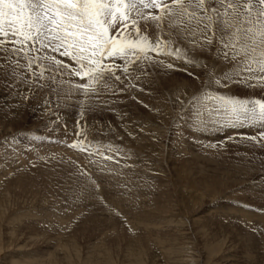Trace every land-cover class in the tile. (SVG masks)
<instances>
[{
  "label": "rangeland",
  "instance_id": "rangeland-1",
  "mask_svg": "<svg viewBox=\"0 0 264 264\" xmlns=\"http://www.w3.org/2000/svg\"><path fill=\"white\" fill-rule=\"evenodd\" d=\"M215 50L200 63L230 68ZM146 71L135 90L112 97L102 89L98 99L57 98L48 89L29 95L25 85L18 92L5 88L0 71V191L7 192L0 235L19 225L16 234L34 248L70 241L77 264L99 245L122 264L134 241L148 264H264V140L247 139L261 129L194 126L188 101L204 89L207 69L185 71L175 61ZM211 89L264 97L259 84ZM82 103L92 105L81 121L95 142L90 150L103 156L66 147L84 138L73 135Z\"/></svg>",
  "mask_w": 264,
  "mask_h": 264
},
{
  "label": "snow or ice",
  "instance_id": "snow-or-ice-1",
  "mask_svg": "<svg viewBox=\"0 0 264 264\" xmlns=\"http://www.w3.org/2000/svg\"><path fill=\"white\" fill-rule=\"evenodd\" d=\"M213 45L214 59L230 68L220 71L206 59L200 63ZM175 61L185 71L207 69L204 89L188 101L194 126L258 127L261 131L247 139L264 140V97L211 89L213 84L225 89L232 84L264 86V0H0L5 88L19 92V85H25L29 95L48 89L57 98L63 93L85 99H98L104 89L117 97L135 90L134 81L142 82L149 67L171 69ZM50 102L46 98L45 107ZM184 103L180 101L181 111H187ZM91 107L81 104L73 133L84 138L65 144L103 156L99 147L90 150L95 142L81 123ZM65 129L67 136V125Z\"/></svg>",
  "mask_w": 264,
  "mask_h": 264
},
{
  "label": "bare ground",
  "instance_id": "bare-ground-1",
  "mask_svg": "<svg viewBox=\"0 0 264 264\" xmlns=\"http://www.w3.org/2000/svg\"><path fill=\"white\" fill-rule=\"evenodd\" d=\"M245 87V86H244ZM147 125V124H146ZM151 126V125H150ZM153 126V125H152ZM145 127V126H144ZM146 128V127H145ZM144 128V129H145ZM151 128V127H149ZM147 128V129H149ZM156 129V128H155ZM142 151V150H141ZM55 154V153H54ZM69 156V155H68ZM65 159V158H64ZM6 188V187H5ZM4 188V189H5ZM5 192V193H4ZM5 194L7 195L6 190L0 191V210H5V205H6V199H5ZM241 215V214H240ZM27 215L23 216L26 217ZM58 216V215H57ZM60 216V215H59ZM29 217V216H28ZM34 217V216H33ZM53 217V216H52ZM127 217V216H126ZM21 218V217H20ZM20 218H15V221L17 224H19V219ZM62 219V217H60ZM133 218V217H132ZM56 219V218H55ZM66 219V218H65ZM98 220V219H97ZM128 220V219H127ZM53 221V220H51ZM50 221V222H51ZM61 221V220H60ZM14 222H9L8 225H12ZM48 222V221H47ZM63 223V222H62ZM65 223V222H64ZM15 224V223H14ZM48 224V223H47ZM64 225V224H63ZM134 225V224H133ZM138 225V224H137ZM15 226V225H13ZM57 226V225H56ZM59 226V225H58ZM97 226V225H96ZM136 226V225H135ZM19 227V225L17 226V228ZM102 227V226H101ZM17 228H10L8 229L6 232L3 230V228L1 227L2 231H3V235H5L6 237L3 238L0 235V257L1 255H4V258L1 259L0 258V264H77L72 262L69 259V252H73L75 251V246L71 243H69L70 241L67 242H55L54 247L50 248V249H42V248H34V245L36 242L32 241L30 245H27L28 241L27 240V236L25 237V239H22L21 236L22 234L19 233L18 235L16 234V230ZM59 229V227H58ZM131 229V228H130ZM139 229V228H138ZM39 232V231H38ZM54 232V231H53ZM133 232V231H132ZM7 234V235H6ZM69 234V233H68ZM43 235V234H42ZM41 235V236H42ZM128 235V234H127ZM17 236V238H16ZM123 236V235H122ZM32 237H34V234H29L28 239L30 240ZM36 237V235H35ZM3 238V239H2ZM15 238V239H14ZM59 238V237H58ZM128 238V237H127ZM132 239V238H131ZM145 239V238H144ZM56 240V239H55ZM60 240V239H59ZM137 240V239H136ZM35 242V243H34ZM53 242V243H54ZM93 242V241H92ZM130 242V241H129ZM133 242V241H132ZM135 242V241H134ZM133 242V243H134ZM138 242V241H137ZM19 243H22L23 245L20 247H15V245H18ZM131 245L129 252L127 253L128 256L126 255V260L122 263V264H143L142 262L144 261L145 258L142 259V251L139 248V244L134 243ZM99 245V243L97 244ZM96 245V246H97ZM139 245V246H138ZM147 245V244H146ZM32 247V248H29ZM38 246V245H37ZM36 246V247H37ZM102 245L98 246V250H95L94 247L91 249H94L93 251H90L88 253V255L86 257H84V259L81 260L80 264H116L112 263L110 261L109 258V253L107 250H105L104 248H102ZM18 248V250L15 251V249ZM28 248V249H26ZM20 249H26L25 252H23L22 254H20L18 251H20ZM52 249V250H51ZM54 249V250H53ZM142 249V248H141ZM18 252V253H17ZM60 252V253H59ZM74 254V253H73ZM79 254V253H78ZM144 254V253H143ZM71 256V255H70ZM73 256V255H72ZM125 257V255H123ZM145 256V255H144ZM76 257V255H75ZM78 257V256H77ZM79 258V257H78ZM113 258V257H112ZM116 259V258H115ZM113 259V260H115ZM75 260V259H72ZM143 260V261H142ZM123 261V260H121ZM146 263V261H144ZM79 264V263H78ZM148 264V263H146ZM152 264V263H151ZM155 264V263H153ZM158 264V263H157Z\"/></svg>",
  "mask_w": 264,
  "mask_h": 264
}]
</instances>
